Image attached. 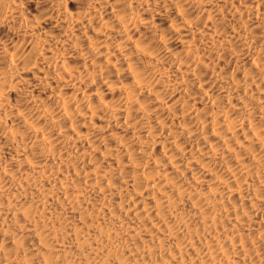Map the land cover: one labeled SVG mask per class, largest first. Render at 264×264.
<instances>
[{"label": "bare ground", "instance_id": "obj_1", "mask_svg": "<svg viewBox=\"0 0 264 264\" xmlns=\"http://www.w3.org/2000/svg\"><path fill=\"white\" fill-rule=\"evenodd\" d=\"M0 264H264V0H0Z\"/></svg>", "mask_w": 264, "mask_h": 264}]
</instances>
